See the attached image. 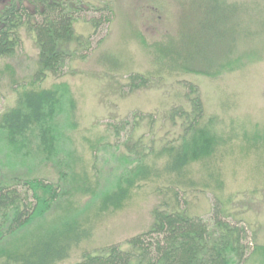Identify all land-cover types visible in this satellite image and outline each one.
Returning a JSON list of instances; mask_svg holds the SVG:
<instances>
[{
  "label": "trees",
  "instance_id": "trees-1",
  "mask_svg": "<svg viewBox=\"0 0 264 264\" xmlns=\"http://www.w3.org/2000/svg\"><path fill=\"white\" fill-rule=\"evenodd\" d=\"M192 4L196 17L182 18L183 28L176 38L154 44L142 41L154 51L152 70L127 79L133 93L176 78L186 92L178 93L160 117L181 132L158 140L153 129L151 139L136 138L144 120L137 114L132 122L108 123L112 141L84 139L92 154L91 165L75 139L80 128L79 105L71 88L64 83L49 88L41 85L50 76L62 77L67 62L78 57L76 50L91 49L92 35L79 36L75 30L82 8L73 0H10L2 8L0 59L17 53L25 30L35 35L39 68L31 82L17 86L14 105L0 113V139L5 140L3 149L10 159L0 165L13 166L10 173L0 171V264L65 262L145 182L157 183V193L163 198L152 211L150 228L124 243L86 251L76 264H264V258L256 260L260 254L264 257V248L255 243L250 246L248 228L241 225L243 221L228 220L226 203L219 195L225 188L221 163L232 153L237 138L235 121L230 120L225 128L226 118L206 112L199 86L178 80L184 74L216 78L226 70L235 71L242 64L233 61L238 39L264 32V15L252 23V18L244 19L248 6L241 2ZM95 10L101 17L90 22L97 34L103 23L110 22L113 9L106 4ZM250 24H256L258 31H251ZM148 117L152 129L157 115ZM253 140L258 148L264 135L256 134ZM103 150L117 154L105 182L99 161ZM35 159L52 165L56 176L32 177L30 169L28 176L16 172L18 165L31 167ZM210 190L215 199L211 217L193 214L189 195ZM58 221L61 225L56 228ZM32 227L38 231L24 237L29 238L25 243L6 246Z\"/></svg>",
  "mask_w": 264,
  "mask_h": 264
},
{
  "label": "rangeland",
  "instance_id": "rangeland-1",
  "mask_svg": "<svg viewBox=\"0 0 264 264\" xmlns=\"http://www.w3.org/2000/svg\"><path fill=\"white\" fill-rule=\"evenodd\" d=\"M192 1L196 5L200 3V0H73L83 10L76 16L75 30L79 36L92 35L91 49L76 50L78 57L67 62L64 75L60 78L50 76L41 85L49 88L64 83L74 93L80 121L75 139L78 146L83 147L88 165L93 163V158L84 139L105 138L109 141L108 123L132 122L137 114L142 115L144 120L136 138L146 135L151 139L150 131L153 129L158 140L172 139L181 132L160 117L168 105L174 104L178 93L186 92L182 85L177 84L176 78L155 82L133 93L129 92L127 79L131 74L152 70L154 51L146 48L142 41L154 44L167 42L170 37L176 38L182 27V18L196 17L190 8ZM229 1L248 6L244 17L247 21L252 18L250 21L253 23L264 15V0ZM9 2L0 0V11ZM106 4L113 9L110 22L103 23L94 34L90 21L100 19L101 12L95 9ZM250 30L256 32L258 26L250 24ZM21 37L22 43L17 53L13 57L0 59V113L14 105L17 86L31 82L39 68L35 35L23 30ZM232 53L235 64L242 62L235 71L226 70L216 78L184 74L178 76V80L183 84L190 82L199 86L206 112L226 118L225 128L230 120L235 121L237 138L233 141V151L221 163L225 188L221 194H217L226 203L228 220L234 224L237 220L243 221L241 225L248 228L250 246L255 243L264 248V143L262 141L257 148L252 141L256 134L264 135V32L251 38L238 39ZM223 105L231 108L225 111ZM149 115H157L152 129ZM224 131L228 132L229 127ZM5 144V140L0 139V163L2 160L6 163L10 161L9 152L3 149ZM115 153V150H103L101 153L99 161L104 178L111 175L115 166ZM16 161L13 163L18 164ZM30 166L18 165L16 172L28 176L30 174L26 171L30 169L32 177L56 176L52 165L44 166L35 159ZM11 170L13 166L0 165L1 172L10 173ZM104 178L103 182L107 180ZM157 187L155 182H145L141 188L134 190L124 206L102 220L91 239L82 242L61 264H76L86 251L124 243L147 231L153 221V209L163 200L157 193ZM208 192L193 191L189 195L193 214L206 219L211 217L215 202L211 190ZM61 221L54 226L59 227ZM37 231V227L29 228L16 235L6 246L16 247V242L23 244L29 239L24 237ZM263 258L260 254L256 260Z\"/></svg>",
  "mask_w": 264,
  "mask_h": 264
}]
</instances>
